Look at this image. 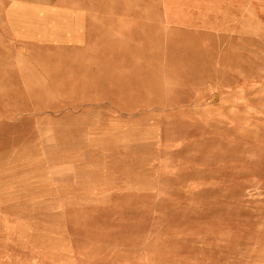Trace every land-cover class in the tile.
Wrapping results in <instances>:
<instances>
[{
  "label": "rangeland",
  "instance_id": "obj_1",
  "mask_svg": "<svg viewBox=\"0 0 264 264\" xmlns=\"http://www.w3.org/2000/svg\"><path fill=\"white\" fill-rule=\"evenodd\" d=\"M110 1L0 56V264H264V0Z\"/></svg>",
  "mask_w": 264,
  "mask_h": 264
},
{
  "label": "crops",
  "instance_id": "obj_2",
  "mask_svg": "<svg viewBox=\"0 0 264 264\" xmlns=\"http://www.w3.org/2000/svg\"><path fill=\"white\" fill-rule=\"evenodd\" d=\"M130 9L138 8L133 0ZM110 0H0V56L17 59L18 73L25 72L22 59L41 57L42 43H64L61 56L89 58L115 56L119 43L132 47L131 35L90 33L91 26L106 25L107 10L116 8ZM121 8V6H118ZM101 32V33H100ZM136 47V46H134ZM97 49V53L92 50ZM114 48V49H113ZM28 52V53H27ZM112 52V53H111ZM58 56V55H56ZM128 57H137L129 53Z\"/></svg>",
  "mask_w": 264,
  "mask_h": 264
}]
</instances>
